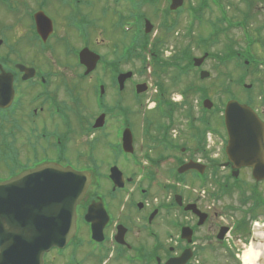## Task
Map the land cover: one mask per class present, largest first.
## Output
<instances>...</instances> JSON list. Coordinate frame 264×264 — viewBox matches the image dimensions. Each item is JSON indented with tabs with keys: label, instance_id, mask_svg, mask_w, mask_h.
<instances>
[{
	"label": "flooded vegetation",
	"instance_id": "flooded-vegetation-1",
	"mask_svg": "<svg viewBox=\"0 0 264 264\" xmlns=\"http://www.w3.org/2000/svg\"><path fill=\"white\" fill-rule=\"evenodd\" d=\"M100 1L0 4L27 22L25 38L0 31V229L11 209L52 213L48 197L63 190L72 168L89 178L75 207V232L62 247L45 250L39 264H246L251 247L264 264V177L229 159L222 112L213 120L203 99L194 104V86L174 98L162 81L168 77L175 87L183 75L181 53L166 49L164 36L176 34L185 12V34L208 24L194 38L209 45V5L171 10L170 0H144L146 32L133 24V0H102L104 14L123 5L110 37L94 15ZM38 11L51 22L44 39L35 28ZM202 65L186 74L199 75ZM240 103L264 124L252 96ZM17 219L25 230L37 228L34 219Z\"/></svg>",
	"mask_w": 264,
	"mask_h": 264
},
{
	"label": "rangeland",
	"instance_id": "rangeland-1",
	"mask_svg": "<svg viewBox=\"0 0 264 264\" xmlns=\"http://www.w3.org/2000/svg\"><path fill=\"white\" fill-rule=\"evenodd\" d=\"M16 4L19 5L20 2H24L25 4H29V7L32 8L31 0H13ZM224 10L227 14V20L229 24H233V22H238V20H242L243 14H253V20L247 22L244 30L240 27H227L226 22H221L219 20L220 9L216 6V4L207 0V4L210 7V10H203V20H209V22L213 26L212 34H211V42L209 41V45L196 43L195 35H203L209 30V25H202L201 30L197 33L196 31L190 32V34H185L184 29L186 25V21H188L187 14L183 12L180 18V24L177 27L176 34L174 32H170V34H166L164 36V40H167L165 43L166 49H169V46H174V49L177 50V53H181L184 51V46L190 52V57H199L203 54V52H208L210 57H208L202 68L210 73L208 78L200 79L198 76V72L191 71L187 75H182L180 77V81L175 87H171V84L168 82V77H162V81L165 82L166 86L170 90V94L173 92L174 98H178V89H185L188 86H194L195 88L204 87V91H191V95L194 98V104L198 105L196 101H201L202 97L209 98L212 102V106L209 109L210 113L213 114V120L219 117V114L226 103V101L230 98H236L239 102H242L244 98L252 96L260 109L264 110V64L261 65L258 63L257 73H254L255 66L251 65L248 71H244V68H240L236 65L235 60L225 61L223 60L226 51V46H230L232 51H241L245 54L246 51H249L253 54L256 59L259 61H264V28H261L259 31H256V28L260 27L264 22V0H220ZM247 2H255L251 3V9H248L243 3ZM135 5L144 7L143 0H135ZM199 0H184L182 5L183 8L189 6L199 5ZM104 1H100L94 6V15L98 17L101 15V25L99 27H104L105 32L111 37L112 33L109 30V26L113 27L114 30V22L115 18H117L120 13L118 9L123 5L119 6L117 11L113 13L112 9H109L106 14L103 13L101 9V5ZM114 6V5H112ZM22 10L23 8L19 6ZM99 13V14H98ZM64 14V18H63ZM67 13L61 12L59 14V21L61 23L66 22ZM18 15L10 14L6 7L0 5V31L4 33L6 39L10 38L11 40L17 37L25 38V25L27 22H20L18 20ZM64 19V20H63ZM233 21V22H232ZM156 22V21H155ZM204 21L203 23H205ZM67 27V25H66ZM101 28L97 29L100 30ZM214 29H217V32L214 33ZM0 32V33H1ZM211 32V31H210ZM20 34V35H19ZM191 36V37H190ZM101 37L107 41L105 33L102 31ZM108 37V36H107ZM213 39V40H212ZM253 39V41H250ZM193 41V43H190ZM8 44H11L13 47L16 46L15 41H10ZM102 50V49H101ZM106 52L107 49L102 50ZM164 53V52H163ZM180 55V54H179ZM165 61L168 58L163 57ZM169 61V59H168ZM135 67L139 65V61L135 59L134 61ZM175 69H171L167 71L169 77L175 74ZM254 73V74H252ZM242 77V79H240ZM240 79V80H239ZM238 80L242 81L245 84H251L252 88L249 92H245L242 85L238 84ZM242 83V84H243ZM172 88V89H171ZM205 92V95L203 93ZM260 97V98H259ZM195 109V107H194Z\"/></svg>",
	"mask_w": 264,
	"mask_h": 264
},
{
	"label": "water",
	"instance_id": "water-1",
	"mask_svg": "<svg viewBox=\"0 0 264 264\" xmlns=\"http://www.w3.org/2000/svg\"><path fill=\"white\" fill-rule=\"evenodd\" d=\"M170 9L174 10L182 5L183 0H170ZM37 31L43 38L51 31L50 20L42 13L35 14ZM150 24L145 22V31H149ZM82 51L80 60L86 66L89 61ZM86 53H90L87 52ZM91 54V53H90ZM93 55V54H91ZM92 64L96 63L98 56L93 55ZM206 54L193 60L195 66H199ZM209 75L201 71L200 77ZM250 87V85H245ZM206 108L211 107L209 100L204 101ZM224 125L227 131V155L236 167L248 166L252 168L253 176L257 179L264 177V124L258 119L255 112L246 104L229 100L223 112ZM67 172V171H66ZM68 181L64 183L61 192L48 197L54 202V210L46 213L16 214L13 209L7 213L5 227L0 229V264H29L33 259L36 264L45 250L51 247H62L75 231V207L82 198L89 184L87 174L70 169ZM28 183V181H27ZM26 184V183H25ZM2 186H0L1 189ZM28 201H31L32 187L28 185ZM10 188V185H9ZM63 191V193H62ZM61 200V201H60ZM60 202L58 205L57 203ZM16 210V209H15ZM27 216L37 221V228L25 230L19 227L24 222L16 220L17 217ZM45 218H43V217ZM181 264V263H177Z\"/></svg>",
	"mask_w": 264,
	"mask_h": 264
},
{
	"label": "trees",
	"instance_id": "trees-1",
	"mask_svg": "<svg viewBox=\"0 0 264 264\" xmlns=\"http://www.w3.org/2000/svg\"><path fill=\"white\" fill-rule=\"evenodd\" d=\"M253 4L255 2H247V1H244V5L248 8V9H251L252 6H250V4ZM253 14H243V18H242V22H233L234 25L238 26V25H244V24H247V22H249L250 20L252 21L253 19ZM134 21H135V27L136 28H139V30H141V26H142V17L141 15L139 16H135L134 18ZM232 24V23H231ZM167 27V26H166ZM261 28H264V22L263 24L260 25V27L256 28V31H259ZM168 30V29H167ZM142 32V31H141ZM217 32V29H214V33ZM253 40V39H252ZM138 56V55H137ZM225 58H228V59H233L235 58L237 61L240 62V64L242 65V67H244L245 69L248 70V68L251 66V65H254L255 66V70H254V73H257V69L256 67L258 66V63H261L262 61H259L258 59H256V57L251 54L249 51H246L245 54H243L241 51H232V48L229 47V51H227V53L225 54L223 60ZM242 59H245L248 61V64L247 65H244L242 61ZM180 64L183 65V69L181 70L182 73L186 72L188 69H190L192 67V61H191V57H190V54H188L186 51H183L180 55ZM252 73V74H254ZM239 81V80H238ZM203 95H205V92L203 93Z\"/></svg>",
	"mask_w": 264,
	"mask_h": 264
},
{
	"label": "bare ground",
	"instance_id": "bare-ground-1",
	"mask_svg": "<svg viewBox=\"0 0 264 264\" xmlns=\"http://www.w3.org/2000/svg\"><path fill=\"white\" fill-rule=\"evenodd\" d=\"M263 249H264V246H263ZM259 255H261L259 250L251 247L246 251L244 255V261L246 264H257V259Z\"/></svg>",
	"mask_w": 264,
	"mask_h": 264
}]
</instances>
